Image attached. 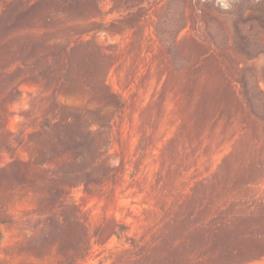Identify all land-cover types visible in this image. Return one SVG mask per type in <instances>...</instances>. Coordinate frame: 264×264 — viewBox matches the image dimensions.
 <instances>
[{"label":"rangeland","instance_id":"1","mask_svg":"<svg viewBox=\"0 0 264 264\" xmlns=\"http://www.w3.org/2000/svg\"><path fill=\"white\" fill-rule=\"evenodd\" d=\"M0 264H264V0H0Z\"/></svg>","mask_w":264,"mask_h":264}]
</instances>
